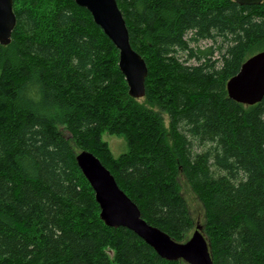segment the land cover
<instances>
[{
  "label": "trees",
  "instance_id": "obj_1",
  "mask_svg": "<svg viewBox=\"0 0 264 264\" xmlns=\"http://www.w3.org/2000/svg\"><path fill=\"white\" fill-rule=\"evenodd\" d=\"M116 4L147 68L143 103L85 9L13 0L15 26L0 44V264H180L103 224L77 150L178 243L194 229L183 178L202 206L212 263L264 264V97L245 106L226 92L264 52V2ZM103 135L123 141L117 158Z\"/></svg>",
  "mask_w": 264,
  "mask_h": 264
},
{
  "label": "water",
  "instance_id": "obj_2",
  "mask_svg": "<svg viewBox=\"0 0 264 264\" xmlns=\"http://www.w3.org/2000/svg\"><path fill=\"white\" fill-rule=\"evenodd\" d=\"M85 9L96 26L118 51V69L124 77L128 95L134 99L144 97L147 68L143 59L131 48L124 19L116 0H73ZM239 6H254L264 0H232ZM13 0H0V44L10 42L15 26ZM229 99L238 104L252 106L264 97V52L257 53L241 65L239 72L226 84ZM75 162L94 193L99 218L108 228H124L148 245L162 260L185 264H213L209 247L201 228L196 227L190 238L175 242L167 234L148 225L140 216L136 205L119 189L113 176L100 161L87 151H80Z\"/></svg>",
  "mask_w": 264,
  "mask_h": 264
},
{
  "label": "rangeland",
  "instance_id": "obj_3",
  "mask_svg": "<svg viewBox=\"0 0 264 264\" xmlns=\"http://www.w3.org/2000/svg\"><path fill=\"white\" fill-rule=\"evenodd\" d=\"M140 103H143V100H139ZM165 122H167V118L164 116ZM102 141L107 144V147L112 155V157L117 158L118 155L123 151L121 150L123 147V141L120 138L110 137L103 135ZM80 151L77 150L76 153H79ZM179 187H180V194L183 200L186 203L187 210L189 217L193 223L194 229L191 231L190 235L195 231L196 227L201 228V234H203V224H204V218H203V209L196 198V196L193 194V192L190 190L189 186L186 184V182L183 180V178H180L179 181ZM180 264H185L183 262H180Z\"/></svg>",
  "mask_w": 264,
  "mask_h": 264
}]
</instances>
